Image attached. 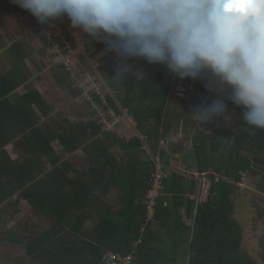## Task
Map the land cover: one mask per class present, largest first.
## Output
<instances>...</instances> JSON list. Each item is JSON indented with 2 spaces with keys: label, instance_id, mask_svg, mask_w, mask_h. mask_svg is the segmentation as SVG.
Segmentation results:
<instances>
[{
  "label": "trees",
  "instance_id": "1",
  "mask_svg": "<svg viewBox=\"0 0 264 264\" xmlns=\"http://www.w3.org/2000/svg\"><path fill=\"white\" fill-rule=\"evenodd\" d=\"M75 30L69 22L63 31L73 43ZM82 36L86 46V54L80 56L82 66L85 72L97 73L107 90L108 104L95 97L99 107L106 113L109 108L116 114L127 110L136 122V135L127 140L116 134L114 129L124 122L109 126L99 110L82 97L83 89L61 61L56 81L79 96L75 105L83 111L74 108L69 117L30 86L12 101L18 83L30 75L24 68L26 55L15 44L14 66L8 68L0 57V245H24L33 264H104L103 257L109 252L134 253L133 264H186L188 252L190 264H257L242 252L243 227L235 214L245 175L254 177L264 194V130L250 128L242 117L244 109L230 101H226L230 110L208 123L207 129H201L200 121L192 117L191 133L196 123L194 148L210 186L194 218L196 154L197 175L189 180L184 171L170 166V156L162 145L174 128L167 108L179 92L181 79L165 65L137 58L126 81L114 85L107 75L114 74L120 63L116 53L103 42ZM43 37L54 54L46 35ZM89 58L100 67L95 69ZM184 81L188 88L193 86L186 92V96L192 93L193 112L196 79ZM206 84L207 79L200 77L198 106L217 98ZM57 143L61 151L55 148ZM10 144L15 159L8 150ZM77 151L89 164L86 174L68 158ZM157 156L162 158L164 171L162 195L155 219L147 224L146 196ZM23 201L47 224L17 219L20 225L8 227L6 218L14 219ZM91 222L93 226L88 228ZM192 226L194 239L189 246Z\"/></svg>",
  "mask_w": 264,
  "mask_h": 264
},
{
  "label": "clouds",
  "instance_id": "2",
  "mask_svg": "<svg viewBox=\"0 0 264 264\" xmlns=\"http://www.w3.org/2000/svg\"><path fill=\"white\" fill-rule=\"evenodd\" d=\"M14 2L41 24L67 17L73 29L115 52L121 62L107 75L112 84L126 81L133 70L129 59L165 65L181 80L206 78L216 93L191 112L193 119L214 122L230 110V101L244 109L250 128L264 130V0Z\"/></svg>",
  "mask_w": 264,
  "mask_h": 264
},
{
  "label": "rangeland",
  "instance_id": "3",
  "mask_svg": "<svg viewBox=\"0 0 264 264\" xmlns=\"http://www.w3.org/2000/svg\"><path fill=\"white\" fill-rule=\"evenodd\" d=\"M28 13L29 14L28 16H26V19H28L29 21V23H27V26H29L28 28L30 29V32L36 31L35 33H38L41 31L40 33H42L40 23L36 21V19H34L35 17H33L30 14V12ZM34 22L37 25H35ZM35 28H37V30ZM81 34L84 36L87 35L85 33H81ZM37 39L39 38H36V40ZM43 41L44 40H41V42L44 43V45H46L47 47V43ZM47 49L49 48L47 47ZM43 52L44 55L41 60L43 67L46 66L48 68V64H52L51 66H49L48 69L54 68V71L58 72L59 74V67L57 65L59 64L58 62L60 60L58 55L56 53L48 54L47 50L45 49L43 50ZM115 57L118 61L121 62V58L118 55ZM136 60L137 58L129 59L127 60V63L133 66ZM84 66L88 69V67L85 64ZM46 71L48 70L46 69ZM191 100H192V93L188 94L186 97H181L179 93L177 95H174V97H172V100L170 101L167 111L170 119H172L173 121L172 123L174 125V128L179 129L180 123L183 124V126L185 127V125L187 126L189 122L190 123L192 122ZM85 117H87L86 114ZM122 121L126 122L123 119ZM135 124H133L132 126L136 128ZM199 126L201 127V129H207L208 123L200 121ZM135 128L134 130H136ZM169 134L170 135L174 134L173 136L169 135V137L173 139L172 144H170L168 148V152H172V154L170 155V158H172L174 154L173 150L174 149L178 150L179 148H183L184 147L183 140L188 137L189 138L187 140H191V136L188 135L182 140L180 134L176 129L173 131V133L171 132ZM55 148L58 149V151H61L59 143L55 144ZM68 158L72 160V163L81 172L85 174L88 172L87 168L89 164L84 160L81 151H77L73 153L72 156H69ZM191 160H192V164L196 165V161L193 156L191 157ZM169 163L170 166L174 164L173 162L171 163L170 159H169ZM182 166H184V163L181 162L178 164L177 169L183 171V168H181ZM173 167L174 166H172V168ZM195 175H197V172L194 173V176ZM206 198H207V193L204 191L202 201H205ZM18 208L20 211L19 213H17L14 219H11V217L6 218V224L7 226L9 225L8 227H15L13 225H20L17 224L18 220H21L22 223H26L27 221L29 222L28 224H33V223L43 224L44 222L46 223L44 217L37 216L35 211L32 210L31 207L25 201L20 202L18 204ZM235 218L243 227L244 240L242 245L243 248L242 252L248 255L257 264H264V194L259 192L258 187L254 181V177L250 175H245L243 183L241 184V196L237 199L236 202ZM185 222L189 224L190 219L188 218L187 220L185 219ZM92 226H93L92 222L88 223V228H92ZM20 229L21 228H19V230ZM170 239L171 238L166 239L167 245L170 244L171 242ZM181 260L183 261V256ZM0 264H33V262H31L30 258H28L24 245L5 242L4 244L0 245Z\"/></svg>",
  "mask_w": 264,
  "mask_h": 264
},
{
  "label": "crops",
  "instance_id": "4",
  "mask_svg": "<svg viewBox=\"0 0 264 264\" xmlns=\"http://www.w3.org/2000/svg\"><path fill=\"white\" fill-rule=\"evenodd\" d=\"M28 14V11H24L21 7H19L18 4L14 2V0H0V57H2V62L3 64L5 63L8 68H11L15 65L13 64L16 59L14 56L15 53L13 46L15 44H19V46H21V50L26 55L24 58V68H26L28 73H30L28 79L24 81L21 80L18 83V86L11 95V99L13 101L16 99L17 95L27 92L28 86L34 87L44 96L46 101L53 104L57 110L61 108L67 112L66 114H68L69 117H71L73 116L74 108L78 109L79 111H83V107H81L78 103V105H75L77 99H79V96H74L72 93H69L67 89L59 85L55 77L58 72H55L54 68L48 69L52 64H48V68L46 66L43 67L41 61L44 55L43 50H47L48 54L51 53L48 51L46 45L41 42V40H44L43 42L46 43L43 37L44 34L40 33L41 31H37L38 33H35L36 31L30 32V29L28 28L29 26H27L29 21L26 19ZM35 29L37 30V28ZM36 38L39 39L36 40ZM57 66L59 67L60 64ZM46 69L48 71H46ZM60 101H64V103L61 104ZM190 127V122L187 126L185 125V127L180 123L179 129L174 128L171 130L173 133V131L176 129L182 140L188 135L191 136V140H187L189 137L184 139V147L179 148L178 150L174 149V154L173 157L170 158V161L171 163H174L171 165V167L174 166L173 168L176 169L178 168L179 163H184V166L181 168H183V171L187 174L188 179L192 180L191 178L194 176V173H196L197 170L196 165H193L191 160L192 156L195 158V148ZM114 132L127 140L133 138L136 135V130H134V127L127 122L116 126ZM171 135L173 136L174 134ZM172 141L173 139L168 137L167 140L162 142V145L167 151L170 144H172ZM8 150L12 158L15 159L17 154L13 151V144L8 146ZM168 154L170 156L172 152H168ZM105 199L111 201L114 198L105 197Z\"/></svg>",
  "mask_w": 264,
  "mask_h": 264
},
{
  "label": "built area",
  "instance_id": "5",
  "mask_svg": "<svg viewBox=\"0 0 264 264\" xmlns=\"http://www.w3.org/2000/svg\"><path fill=\"white\" fill-rule=\"evenodd\" d=\"M42 33L46 35V39L51 44L50 49L56 53L66 69L70 71L73 80L76 84L83 89L82 97L88 102L94 109L99 110V114L103 120L109 126H114L119 121H127L129 124H135V121L131 114L127 110H124L123 114H116L113 109L109 108L107 113L111 116L108 117L106 112L99 107L96 95L104 104H108L106 99L107 90L104 88V82L99 79L97 73L94 71L85 72L80 56L86 52V46L84 43L83 36L77 30L72 31L74 43L68 39L63 31L68 27L67 20L65 17L58 18L45 24H41ZM81 42L84 43V47L81 46ZM86 54V53H85ZM90 62L94 63V68H97L98 62L95 59L89 58ZM99 116V117H100ZM108 118V119H107ZM110 119V121H109ZM136 125V124H135ZM152 187L147 193V221L149 224L155 219V207L158 199L162 195L164 171L162 165V158L156 157V169L153 175ZM209 182L206 177L203 176V191L208 195ZM134 253L127 256L120 254L107 253L103 257L104 264H133Z\"/></svg>",
  "mask_w": 264,
  "mask_h": 264
},
{
  "label": "water",
  "instance_id": "6",
  "mask_svg": "<svg viewBox=\"0 0 264 264\" xmlns=\"http://www.w3.org/2000/svg\"><path fill=\"white\" fill-rule=\"evenodd\" d=\"M189 83L187 81L184 80H180L179 81V85H178V90H179V95L181 97H186V92H188L190 90V88L192 89V85L190 86V88H188ZM199 88H200V77H198L196 79V97H195V105H194V110L198 107V94H199ZM195 129H196V123L194 121V125H193V133H192V139L195 140ZM195 154L197 157V169H198V177H197V183H198V188H197V192H196V196H195V212H194V218L196 216L197 213V209L199 204L202 202V197H203V172H202V168L200 165V161L198 159V152L197 149L195 147ZM194 226H192V230H191V235H190V241H189V246L192 245L193 239H194ZM186 264H190V252H188L187 254V262Z\"/></svg>",
  "mask_w": 264,
  "mask_h": 264
}]
</instances>
